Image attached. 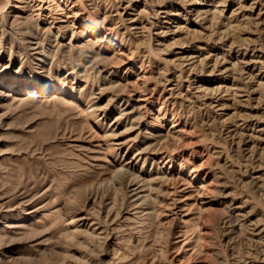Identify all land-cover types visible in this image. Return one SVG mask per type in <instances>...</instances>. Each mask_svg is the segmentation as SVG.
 I'll return each mask as SVG.
<instances>
[{
  "label": "rangeland",
  "instance_id": "obj_1",
  "mask_svg": "<svg viewBox=\"0 0 264 264\" xmlns=\"http://www.w3.org/2000/svg\"><path fill=\"white\" fill-rule=\"evenodd\" d=\"M0 264H264V0H0Z\"/></svg>",
  "mask_w": 264,
  "mask_h": 264
},
{
  "label": "bare ground",
  "instance_id": "obj_2",
  "mask_svg": "<svg viewBox=\"0 0 264 264\" xmlns=\"http://www.w3.org/2000/svg\"><path fill=\"white\" fill-rule=\"evenodd\" d=\"M141 190V189H140Z\"/></svg>",
  "mask_w": 264,
  "mask_h": 264
}]
</instances>
